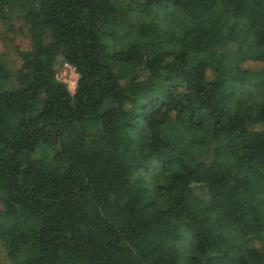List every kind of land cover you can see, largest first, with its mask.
I'll return each instance as SVG.
<instances>
[{"label":"trees","instance_id":"obj_1","mask_svg":"<svg viewBox=\"0 0 264 264\" xmlns=\"http://www.w3.org/2000/svg\"><path fill=\"white\" fill-rule=\"evenodd\" d=\"M129 1L135 21L120 0H0L30 42L17 69L0 54V249L264 264V0ZM156 164L167 181L150 187Z\"/></svg>","mask_w":264,"mask_h":264},{"label":"rangeland","instance_id":"obj_2","mask_svg":"<svg viewBox=\"0 0 264 264\" xmlns=\"http://www.w3.org/2000/svg\"><path fill=\"white\" fill-rule=\"evenodd\" d=\"M120 1L126 3V5H129L131 7L130 15L131 18L135 21L141 12L140 5L138 3H132L129 0ZM149 18L152 21L159 22L161 17L158 15L157 10L154 9L152 10ZM13 26V30L15 32H5L0 25V54L5 55L10 61L11 66L17 69L20 66V61L17 57L16 51H28L30 49V42L24 30L22 31L23 33L19 32V29L22 28V22L14 21ZM165 26H169V23H165ZM247 67L250 69L248 63ZM120 74L125 77L128 75V73H126L125 75V71L123 70L120 71ZM255 77L257 76L251 77L250 80H252V82H249L248 86H245L243 91H251V85L254 84L253 79H255ZM56 79L65 83L68 89L74 90L78 76L71 66L59 60L56 66ZM166 181L167 177L162 174L161 166L159 164L154 165L150 170L149 176L147 177V184L150 187H156L164 185ZM188 246V242L185 241L181 244V250L183 252H187ZM0 264H9L2 249H0Z\"/></svg>","mask_w":264,"mask_h":264},{"label":"built area","instance_id":"obj_3","mask_svg":"<svg viewBox=\"0 0 264 264\" xmlns=\"http://www.w3.org/2000/svg\"><path fill=\"white\" fill-rule=\"evenodd\" d=\"M76 84V83H75ZM75 89V88H74ZM73 89H69V91H72Z\"/></svg>","mask_w":264,"mask_h":264}]
</instances>
